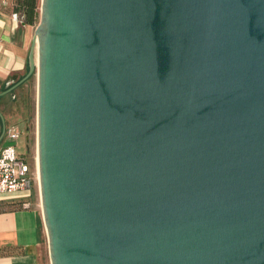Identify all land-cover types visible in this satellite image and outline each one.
<instances>
[{
    "label": "water",
    "instance_id": "1",
    "mask_svg": "<svg viewBox=\"0 0 264 264\" xmlns=\"http://www.w3.org/2000/svg\"><path fill=\"white\" fill-rule=\"evenodd\" d=\"M50 264H264V0H40Z\"/></svg>",
    "mask_w": 264,
    "mask_h": 264
},
{
    "label": "crops",
    "instance_id": "2",
    "mask_svg": "<svg viewBox=\"0 0 264 264\" xmlns=\"http://www.w3.org/2000/svg\"><path fill=\"white\" fill-rule=\"evenodd\" d=\"M6 1V7L0 6V150L13 143L19 151L22 130L10 118L20 95L27 91L30 78L20 81L28 71L34 32L12 12V0ZM11 128L19 133L16 140L9 136ZM29 199L0 196V264H42L40 252L47 240L43 219L34 208L9 205Z\"/></svg>",
    "mask_w": 264,
    "mask_h": 264
},
{
    "label": "rangeland",
    "instance_id": "3",
    "mask_svg": "<svg viewBox=\"0 0 264 264\" xmlns=\"http://www.w3.org/2000/svg\"><path fill=\"white\" fill-rule=\"evenodd\" d=\"M40 12V1L39 9ZM39 22L36 21L35 25L31 26L32 34ZM27 91L21 94V98L17 100V104L11 114L10 123L22 130L21 140L17 141V146L22 156L28 162L33 173L37 170L36 165V156H37V147H36V97H37V77L32 75L28 80ZM13 144V143H12ZM14 145V144H13ZM21 208H34L39 213L42 218V209L40 202L39 189L36 186L35 190L27 202V206H20ZM40 259L42 264H50L48 249H47V240L42 245L40 252Z\"/></svg>",
    "mask_w": 264,
    "mask_h": 264
},
{
    "label": "built area",
    "instance_id": "4",
    "mask_svg": "<svg viewBox=\"0 0 264 264\" xmlns=\"http://www.w3.org/2000/svg\"><path fill=\"white\" fill-rule=\"evenodd\" d=\"M8 2L0 0V6L6 7ZM9 136L16 140L19 133L15 128L9 130ZM39 189L38 172H32L28 162L17 147L9 144L0 150V196H19L28 199L35 187ZM27 206L26 201H22Z\"/></svg>",
    "mask_w": 264,
    "mask_h": 264
},
{
    "label": "trees",
    "instance_id": "5",
    "mask_svg": "<svg viewBox=\"0 0 264 264\" xmlns=\"http://www.w3.org/2000/svg\"><path fill=\"white\" fill-rule=\"evenodd\" d=\"M39 1L40 0H12V12L18 14L26 25L33 26L38 20ZM9 205L22 206L23 202H14Z\"/></svg>",
    "mask_w": 264,
    "mask_h": 264
},
{
    "label": "bare ground",
    "instance_id": "6",
    "mask_svg": "<svg viewBox=\"0 0 264 264\" xmlns=\"http://www.w3.org/2000/svg\"><path fill=\"white\" fill-rule=\"evenodd\" d=\"M37 154V153H36ZM36 165H37V157H36Z\"/></svg>",
    "mask_w": 264,
    "mask_h": 264
}]
</instances>
